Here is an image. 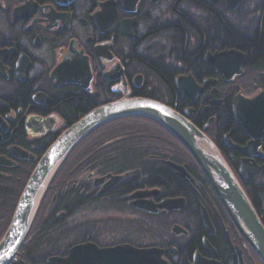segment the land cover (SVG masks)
I'll return each instance as SVG.
<instances>
[{
  "label": "flooded vegetation",
  "instance_id": "flooded-vegetation-1",
  "mask_svg": "<svg viewBox=\"0 0 264 264\" xmlns=\"http://www.w3.org/2000/svg\"><path fill=\"white\" fill-rule=\"evenodd\" d=\"M125 95L200 129L264 225V138L233 115L264 95V0H0V241L50 145ZM102 129L10 264H264L170 132L140 117Z\"/></svg>",
  "mask_w": 264,
  "mask_h": 264
},
{
  "label": "water",
  "instance_id": "water-1",
  "mask_svg": "<svg viewBox=\"0 0 264 264\" xmlns=\"http://www.w3.org/2000/svg\"><path fill=\"white\" fill-rule=\"evenodd\" d=\"M81 67H77V81L90 70L89 63L75 54ZM62 64L59 72L67 73ZM82 83V81H81ZM82 87L84 84L82 83ZM247 113L240 111L239 101L233 115L252 135L264 138V95L243 101ZM130 117L150 119L168 132L186 149L209 182L229 218L240 235L264 262V225L241 184L214 143L185 116L152 99L127 96L101 105L68 127L50 145L37 163L16 205L11 223L0 241V264H10L24 243L42 200L60 169L74 150L89 135L103 126ZM182 177L185 171L173 165Z\"/></svg>",
  "mask_w": 264,
  "mask_h": 264
},
{
  "label": "trees",
  "instance_id": "trees-1",
  "mask_svg": "<svg viewBox=\"0 0 264 264\" xmlns=\"http://www.w3.org/2000/svg\"><path fill=\"white\" fill-rule=\"evenodd\" d=\"M102 130H103L102 128L98 129L97 131H95V132H93L91 135H89L85 140H83V141L81 142V144H80V145L74 150V152L71 154V156L76 155V152L79 151V149H81V148H83V147H86V146H91L92 144H89L90 141H91L93 138H95V136H96L98 133H100ZM71 156H70V158H71ZM60 171H61V170H60ZM59 174H60V172L57 174L56 178L53 180L51 186L53 185V183H55V182L57 181V178L59 177Z\"/></svg>",
  "mask_w": 264,
  "mask_h": 264
},
{
  "label": "bare ground",
  "instance_id": "bare-ground-1",
  "mask_svg": "<svg viewBox=\"0 0 264 264\" xmlns=\"http://www.w3.org/2000/svg\"><path fill=\"white\" fill-rule=\"evenodd\" d=\"M123 98V97H121ZM171 108V107H170ZM182 115V114H181ZM184 116V115H183ZM131 118V117H130ZM140 118H144V117H140ZM187 118V117H186ZM147 119V118H146ZM188 119V118H187ZM189 120V119H188ZM190 121V120H189ZM191 122V121H190ZM192 123V122H191ZM160 125V124H159ZM200 130V129H199ZM201 131V130H200ZM180 144V143H179ZM181 145V144H180ZM215 145V144H214ZM216 146V145H215ZM217 147V146H216ZM220 151V150H219ZM221 153V152H220ZM191 156V155H190ZM223 156V155H222ZM193 159V158H192ZM194 160V159H193ZM176 165V164H174ZM207 180V179H206ZM209 183V182H208ZM210 185V184H209ZM211 187V186H210ZM214 192V191H213ZM215 194V193H214ZM217 197V196H216ZM259 257V256H258ZM260 258V257H259Z\"/></svg>",
  "mask_w": 264,
  "mask_h": 264
},
{
  "label": "rangeland",
  "instance_id": "rangeland-1",
  "mask_svg": "<svg viewBox=\"0 0 264 264\" xmlns=\"http://www.w3.org/2000/svg\"><path fill=\"white\" fill-rule=\"evenodd\" d=\"M56 183H57V182H56ZM50 193H51V192H50ZM50 193H49V194H50Z\"/></svg>",
  "mask_w": 264,
  "mask_h": 264
}]
</instances>
